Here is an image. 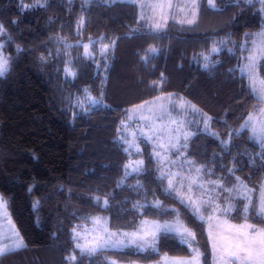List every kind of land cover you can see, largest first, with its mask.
<instances>
[{"label":"trees","instance_id":"trees-1","mask_svg":"<svg viewBox=\"0 0 264 264\" xmlns=\"http://www.w3.org/2000/svg\"><path fill=\"white\" fill-rule=\"evenodd\" d=\"M34 3L0 0L6 29L0 38L11 58L10 71L0 77V193L27 245L0 257V264H71L72 254L74 264L188 255L189 247L172 233H161L155 250L129 246L90 255L75 247L73 229L96 215L106 216L111 228L131 229L143 218L173 219L177 213L195 233L202 263L212 264L205 221L166 190L168 181L160 177L148 142L141 143L142 170L127 172L131 155L120 129L135 104L159 95L183 98L208 116L207 129L198 128L187 140V156L212 170L206 179L223 177L225 187L240 177L257 201L264 147L242 126L262 100L239 65L264 26L258 0H216L215 9L201 0L194 24L170 21L159 30L140 19L136 4L127 0H47L45 7L21 11L22 4ZM105 44L110 48L101 56ZM83 45H90L94 58L84 56ZM214 45L218 52L211 51ZM66 67L75 77L66 76ZM258 70L264 78V58ZM85 88L102 103L77 106L86 99ZM241 202L227 215L232 221L245 219ZM247 220L264 228V218L251 210Z\"/></svg>","mask_w":264,"mask_h":264},{"label":"snow or ice","instance_id":"snow-or-ice-1","mask_svg":"<svg viewBox=\"0 0 264 264\" xmlns=\"http://www.w3.org/2000/svg\"><path fill=\"white\" fill-rule=\"evenodd\" d=\"M84 2L85 4H88L90 3V0H84ZM105 2L107 3L108 0H105ZM111 2L115 3L116 0H111ZM129 2L136 4L138 0H129ZM237 2H239V0H237ZM244 2L247 4H253V0H244ZM258 2L261 5L260 11L264 12V0H258ZM207 3L208 6L213 9L217 7L216 0H207ZM46 5L47 0H35V3L32 5L22 4L21 11L36 6L45 7ZM139 6L141 7V9L147 8L155 12L156 9H163L165 7L171 9L173 7V4L171 0H167L166 4L160 2L151 3L146 2V0H140ZM176 7H178L181 11H184V6L176 5ZM188 7L191 9V15L193 19H187L186 21H181V23H187L191 25L196 22L195 17L199 7L198 0H191V4L188 5ZM140 19H144L143 12L141 13ZM12 23H16V21H12ZM83 23L84 21L81 18V20L78 22V30L80 27L83 26ZM152 27L154 29L159 30L163 27V25L161 23H155L152 25ZM5 34L6 29L4 28L3 23H0V36H3ZM245 35L247 36L249 34L246 33ZM256 35L260 37V43L257 46V50L255 52H252L250 50V54L245 57L248 63L243 65L241 70H247L251 86L254 90H256L258 84V91L261 96L264 97V79H259L258 74L256 72L257 58H264V30H262L260 33H257ZM9 39H11V37H9ZM92 43L95 42L91 41L90 38V44ZM220 43L223 44L224 41H220ZM247 43L248 41H245L244 44L241 45V48L243 49L244 45ZM252 43L256 45L255 41H253ZM83 47L85 49L84 56L89 59L94 58V54L89 50L90 45H83ZM109 48L110 45H103V47L100 49V55L105 56ZM3 49L4 45L0 43V77L5 76L10 71L11 67V58L4 55ZM219 50L220 49L215 45L211 49L212 52H218ZM149 51L156 52L157 49L150 48ZM41 59H43V57H41ZM144 59L147 58L145 57ZM204 59L205 61H208L209 57L204 56ZM205 67H208L207 63L205 64ZM64 71L66 76L70 75L75 77V72H73L70 68L66 67ZM153 86H156L155 81L153 82ZM83 91L86 99L84 101H81L79 99L76 101L77 106H79L81 109L84 108L85 103H88L90 106H95L98 103H102V101L98 100L97 98L91 95L88 88H85ZM170 95L171 94H169V96ZM167 98L168 97H165V99ZM156 99L161 98L158 97ZM172 106L173 108H175L174 104ZM183 106L184 105L182 104L181 107ZM191 107L194 108V106ZM161 111L164 114H167L166 108L162 107ZM129 119H132V117H129ZM254 120H256V118L252 114H249L248 120L245 121V125H243L242 127L251 124L253 135L260 139L261 146L264 147V109L261 110V118L255 123H253ZM122 124H124L123 121ZM132 135L135 136V133H133ZM189 135L191 134H185V141H187ZM121 139H123V137H121ZM128 143L131 147L134 144V140ZM158 146L164 151L176 149V154L182 156L183 153L179 152V147L186 148L187 144H179V147H177V144H172L171 142H169L167 148H165L164 144H159ZM125 151H128V149H125ZM137 152H139V148H137ZM155 156L157 157V160L161 162V164H163L164 159H167V157L162 158L161 152H156ZM143 163V160L129 162L125 165V169L127 170L128 168H131L133 171L139 172L142 170ZM183 163L195 165L194 161L184 160L181 164V167H183ZM175 164L176 161L169 159L167 165L165 166ZM158 170L160 171V177L162 179L166 178L168 180V187L166 189L167 191H175L178 193L181 192V190L185 187V181H187V190L189 193H193L194 188L202 190L200 193L201 198L199 199L194 198V195L187 196V202L192 207L193 214L197 215L198 218L201 220L204 219V216L201 212V208L205 206L210 208L214 212L219 211L222 214H227L230 211L236 210V205L234 204H227V206L223 208H221L220 205L215 204L216 197L213 194L217 192V189L227 193L226 199L228 200L233 199L234 197L232 196V194L236 193L237 196H241L248 201L243 205V208L241 209L245 216V220H247L248 213L250 210L253 211L258 217L264 218V185H261L260 196L258 201H253L248 195L253 191V189L248 188V186L244 184L240 177H235L237 184L234 185L232 188L224 187L223 177H218L217 180L204 181L205 174H214L211 169H207L204 165L196 166L188 170L189 172H195L196 175L194 176H183L179 172H172L170 167L167 172L164 171V167H159ZM227 171L229 173H234V169L232 168H229ZM127 174L128 173L126 172V175ZM205 194L209 196L207 200L202 198ZM95 199L99 201L100 197H96ZM181 202H184L183 194H181ZM38 203L39 201L34 202V209L38 205ZM107 204L108 201L107 199H105L104 205L107 206ZM159 204V201H154L155 206H159ZM8 209L9 201L2 193H0V257L27 247V245L24 243L23 237L20 236L19 231L16 229L14 223L12 222L11 214L9 213ZM178 216L179 214L177 213V217ZM211 218L212 217H209V219ZM93 223L101 225V218H93ZM142 223L146 224L147 222ZM5 225H7V230H5ZM100 231H102L104 234L97 235L93 237L91 241H88L85 236L77 232L75 228L73 229V239L78 240L79 238L85 241L84 243L77 242L75 244V247L80 249L81 254L87 253L91 255L96 253L98 250H101L106 247L123 248L129 247L131 245H135V247L140 251H146L148 249L155 250L161 233H172L179 238L181 243L187 244L193 252V255L190 259L177 260L174 262V264H200L199 257L201 254L199 252V249L193 246L196 242L195 233L186 226H184L183 222L179 219H177L176 223L174 224L153 223L151 228H140L132 233L109 232L108 229L106 227H103L102 225ZM116 237H123V239H119ZM5 241L7 242L5 243ZM213 248L214 251L219 252L220 259L223 261V264H264V228H258L255 225L247 223L241 224L239 226L233 225L231 226V235L229 237L224 238L223 243L219 244V246L214 243ZM71 259L75 260L76 257L73 256L71 257ZM111 264H116V262L112 261Z\"/></svg>","mask_w":264,"mask_h":264},{"label":"rangeland","instance_id":"rangeland-1","mask_svg":"<svg viewBox=\"0 0 264 264\" xmlns=\"http://www.w3.org/2000/svg\"><path fill=\"white\" fill-rule=\"evenodd\" d=\"M127 1H129V0H127ZM146 2H151V3L160 2V3L166 4L167 0H146ZM171 2L173 4V7L171 9L165 7L163 9H156L155 12H153L152 10H149L147 8L141 9V7L139 6L140 0H138V2L136 3V6L138 8L140 17H141V13L143 12L144 19L148 23L149 27H152V25L155 23H161L163 25L162 28H164L170 21H174L177 24L189 25L187 23H181V21H186L187 19H193L192 15H191V9L188 7V5L191 4V0H171ZM200 2H201V0H198L199 6H200ZM176 5L184 6V11H181L178 7H176ZM198 12H199V7L197 10L195 21L198 17ZM262 14L264 17V12H262ZM262 30H264V26L262 29H260V31H257L254 34L252 42L255 41L256 45H254L253 43L251 44L250 50L252 52H255L257 50V46L260 43V37L257 36L256 34L260 33ZM0 43L3 44V41L1 38H0ZM250 50L247 52V54L244 55V57L241 60L240 65H239L240 72L244 73L247 76L249 83H250V79H249V75L247 73V70L242 71L241 69H242L243 65L248 63V61L245 59V57L250 54ZM3 53H4V50H3ZM4 55H5V53H4ZM260 60H261V58L258 57L257 58L256 72L258 74L259 79H264L260 75L259 70H258V65H259ZM251 88H252L254 95L262 100V103H261V105H258L256 108H254L248 112V114L245 118V121L248 120L249 114H252L256 118V120L253 121V123H255L256 121H258L261 118V110L264 109V97H262L258 91V89H259L258 84H257L256 90H254L252 86H251ZM158 97L161 99H156ZM165 97H168V98L165 99ZM173 104L175 105V108H173V106H172ZM182 104L184 105L183 107H181ZM191 106H194V105L193 104L191 105V103L190 104L187 103V101L184 100L183 98H176V96H174L172 94L170 96H169V94L159 95V96L154 97L153 99L143 101L141 103H138V104L131 106L129 108V111H128V117L124 121V124H122V126H121V129H120L121 131H120V136H119V139L124 142L125 148L130 151L131 156H130L127 164L129 162H135V161L142 160V145H141V143H142V141H145V142H148L150 144L151 150L154 153V156H155L156 152H161L162 158L167 157V159H164L163 164H161V162L157 160V162H158L157 168L164 167V171L167 172L169 170V167H170L172 172H179L183 176H194V175H196L195 172H189L188 170L192 169L196 166H200V165L197 164L194 160L190 159L187 156L186 149L183 147H179V144H184V143L187 144V141L184 140L185 134L190 133L191 135L188 136V139H190V137H192L194 135V133L197 131L198 128L201 129L203 127L204 129H207L206 125H208L207 124L208 116L206 115V117H207L206 118L204 115H202L196 111L195 106H194V108ZM162 107L167 109V114H164L161 111ZM129 117H132V119H129ZM158 117H161V118H158ZM174 121H175V123H174ZM245 121H244L243 125H245ZM125 125H126V127H125ZM246 127L249 128L252 137L259 144H261L260 139L253 135L251 124L247 125ZM208 131H211L209 129V127H208ZM133 133H135V136L132 135ZM121 137H123V139H121ZM133 140H134V144H133V146L130 147V144L128 142H131ZM126 141H128V142H126ZM169 142H171L172 144H177V147H179V152L183 153V155L182 156L177 155L176 149H171L170 151H164L158 146L159 144H164L165 148H167V145L169 144ZM137 148H139V152H137ZM169 159L176 161V164L165 166V165H167V162ZM184 160L194 161L195 165L183 163V167H181V164ZM127 172H134V171L131 168H128ZM208 180H217V179H206L204 176V181H208ZM236 184H237V182L230 187H225V186L224 187L225 188H232ZM244 184H246V183L244 182ZM248 188L251 189V187H249V186H248ZM260 190H261V188H260ZM260 190H259V194L257 196V201H258L259 196H260ZM201 191H202L201 189L194 188L193 193H189L187 190V181H185V187L181 190V192H179V193L175 192V191H173V192L177 195V197L180 200H181V194H183L184 202L187 205H189L187 202V196L188 195H194V198L199 199V198H201L200 197ZM213 195L216 197L215 204L220 205L221 208L226 207L227 204H234V205H236V209H237V205H238L237 203L239 200H241L242 202H241V205L239 206V209L241 211V209L243 208V205L248 202L243 197L237 196L236 193L232 194V196L234 197L233 199L228 200V199H226L227 193H225L224 191L219 190V189H217V192ZM248 195L252 199V192L249 193ZM202 198L207 200L209 198V196L207 194H205ZM191 209H192V207H191ZM234 211H230L227 214H222L219 211L214 212L206 206L201 208V212L204 216L203 220L206 223V232H207V235L209 238L210 247H211V251H212V253H211L212 264H223V261L220 259L219 252L214 251L213 245H214V243H216L217 246H219V244L223 243L224 238L229 237L231 235V226H233V225L239 226V225L244 224V223L255 225L251 221L245 220V219L240 220V221H232L231 219L228 218L227 215L229 213H233ZM241 213L243 214L242 211H241ZM209 217H212V218L209 219ZM93 218H101V225L103 227H106L109 232H116V233H123V232L132 233V232H135L137 229H140V228H151L153 223L174 224V223H176L177 219L182 221L184 226H186L187 228L192 230L179 217H175L173 219H164V220L143 218V219L139 220L138 224L134 228H131V229L111 228L109 225V222H108V218L104 215H101V214L96 215ZM93 218L91 219V221L89 223L83 224V225L75 228L77 230V232H79L83 236H85L88 241H91L93 239V237H95L97 235H103L104 234L102 231H100L101 225H97V224L93 223ZM12 222H13V220H12ZM142 222H147V223L144 224ZM255 226L258 228H263V227L258 226V225H255ZM5 230H7V225H5ZM210 233H211V236H210ZM73 235H74V233H73ZM116 238L123 239V237H116ZM6 242L7 241H5V243ZM77 242L84 243L85 241L78 238V240H75L74 243L76 244ZM131 246L135 247V245H131ZM193 246L199 249V252L201 254L199 257V261H200V264H203L202 263V252L200 250L199 245L197 244V242H195V244ZM107 248H113V247H106L103 249H107ZM114 249H121V248H114ZM189 249H190V254H188V255L172 256V255L163 254L158 260L151 261V262H144V261H139V260H131V261H124L123 262V261H118V260L113 259V258H109L108 261L110 263L112 261H115L116 264H174V262L177 260H188V259H190L193 255V252H192L191 248H189ZM73 256L76 257L75 254H72V255H70V259ZM76 259H77V257H76ZM75 260L71 259V264H74Z\"/></svg>","mask_w":264,"mask_h":264}]
</instances>
